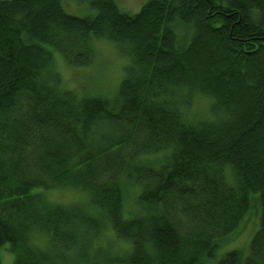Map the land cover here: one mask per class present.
Returning <instances> with one entry per match:
<instances>
[{
  "label": "trees",
  "instance_id": "1",
  "mask_svg": "<svg viewBox=\"0 0 264 264\" xmlns=\"http://www.w3.org/2000/svg\"><path fill=\"white\" fill-rule=\"evenodd\" d=\"M76 1L94 12L0 0V248L12 264H201L256 212L247 254L215 264H264V0ZM99 38L128 60L116 94L57 86L54 55L87 66ZM198 95L211 117L190 120ZM122 179L140 187L130 216ZM65 186L88 200L45 199ZM107 228L130 250L107 255Z\"/></svg>",
  "mask_w": 264,
  "mask_h": 264
},
{
  "label": "rangeland",
  "instance_id": "2",
  "mask_svg": "<svg viewBox=\"0 0 264 264\" xmlns=\"http://www.w3.org/2000/svg\"><path fill=\"white\" fill-rule=\"evenodd\" d=\"M120 9L137 12L144 0H115ZM63 8L75 15H86L93 13V9L86 3L76 0H62ZM94 49L93 61L87 66H75L67 63L58 54L53 58V70L56 75L55 82L62 89H70L76 94H89L111 98L116 94L120 81L124 76L125 66L128 63L126 56L122 55L115 44L105 39H94L92 43ZM210 99L205 96H192L188 98L184 114L188 119H208L211 117L209 109ZM164 151L154 152L140 156L141 161L157 164L162 160ZM124 186L121 191V210L124 216H130L139 210L138 194L140 187L137 183H128L121 180ZM45 199L52 204L68 206L74 203L86 202L87 192L76 187H56L44 190ZM236 235L232 239L220 241L212 258L204 260L201 264H215L216 260L224 252L230 249H237L242 255H246L249 249V242L255 229L257 228V213L244 217ZM102 246L108 247L112 252L124 253L130 250L129 242L118 238L109 228L104 231L101 237ZM14 252L6 248H0V264H12Z\"/></svg>",
  "mask_w": 264,
  "mask_h": 264
},
{
  "label": "bare ground",
  "instance_id": "3",
  "mask_svg": "<svg viewBox=\"0 0 264 264\" xmlns=\"http://www.w3.org/2000/svg\"><path fill=\"white\" fill-rule=\"evenodd\" d=\"M106 248H107V255H109V254H111V253L116 254L115 252H112L108 247H106ZM94 258H95L96 261H100V260H102L104 257H103V256H100V255H95Z\"/></svg>",
  "mask_w": 264,
  "mask_h": 264
}]
</instances>
